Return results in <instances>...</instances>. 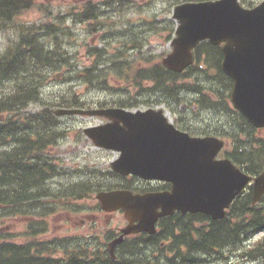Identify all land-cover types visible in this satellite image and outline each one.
<instances>
[{"label": "trees", "instance_id": "obj_1", "mask_svg": "<svg viewBox=\"0 0 264 264\" xmlns=\"http://www.w3.org/2000/svg\"><path fill=\"white\" fill-rule=\"evenodd\" d=\"M180 1L187 0H178ZM32 5L33 0H0V21L5 25ZM80 17L94 18L93 6L90 3L84 7ZM149 23L153 24L154 20ZM42 29L47 35L53 36L55 44L52 49L44 51L32 37L33 28H29L26 33L22 30L19 43L9 47L7 53L0 57V220L31 221L38 217L43 221L46 218L48 208H44L40 213L36 210L40 208L38 205L42 202L41 197L49 195L47 179L55 174L58 167L51 159L49 163L42 151L49 146L51 149L65 134L55 126L58 125V119L52 114L51 105L93 107L94 103L90 98L83 97L76 89L53 96L50 98V109L45 107L27 119L25 109L31 100L39 96L45 78L60 69L65 61L67 64L59 42L60 28L46 25V28ZM194 54L196 59L194 66L204 71L205 85L221 90L219 94L221 106L226 109L225 88L228 85L231 87L232 81L220 68L222 58L220 47L206 41L196 47ZM107 60L109 65L99 68L95 63L90 68L75 72L76 77L81 78L89 88H93L94 82H101L102 77V84L107 85L111 71H117V79L125 77L119 60L115 57H108ZM178 77V74L165 69L160 60L152 56L146 64L134 69L132 80L133 84L139 86L138 93H141L144 81H150L153 88L171 90ZM211 78L216 80L214 85L210 84ZM204 87L200 84L196 88ZM127 96V100L118 98L112 103L118 102L115 105L132 107L150 102L147 95L142 99L131 96V93ZM98 105L105 106L106 102H98ZM237 115L238 127L216 135L230 141L229 149L224 150L226 156L245 171H258L264 163V136L258 137L257 129L238 112ZM85 178L90 179V176L81 178L82 182L62 186V191L53 197L68 201L81 196L87 190L92 193L100 189L126 187L121 183L103 186L100 181L90 182ZM63 205L59 207H65ZM60 208L50 207V215ZM70 210L75 212L73 208ZM195 223L198 224L197 228L194 227ZM159 226L158 233L135 236L128 244H122L120 248L122 254L117 260L110 259L108 253L89 252L86 248L79 247L80 245L74 250L67 247L66 253L62 256L54 255L56 245L51 244L55 241L50 243L38 238L46 229H30L20 235L22 243L16 242L19 237L17 232H0V264H196L204 254H220L225 245H231L263 231L264 196L259 203L253 205L251 191L244 193L231 204L227 215L218 220L211 219L203 213L189 214L185 220L180 214H175L163 218ZM192 235L196 237L193 238ZM162 237L169 239L167 249L170 254L162 256L149 254L147 249L157 247ZM181 243L187 246L184 253L180 252ZM125 250L134 253H125ZM246 254L251 259L264 257V236L253 246L248 247Z\"/></svg>", "mask_w": 264, "mask_h": 264}, {"label": "water", "instance_id": "obj_2", "mask_svg": "<svg viewBox=\"0 0 264 264\" xmlns=\"http://www.w3.org/2000/svg\"><path fill=\"white\" fill-rule=\"evenodd\" d=\"M179 23L175 50L163 62L176 70L192 62L191 49L199 39L210 38L222 46V69L234 78L231 99L234 107L255 127H264V1L244 8L238 0H214L176 6ZM181 66V68L183 67ZM57 116L105 117L110 122L85 128L101 147L120 150L114 170L146 179L170 182V190L133 193L129 189L99 191L96 195L106 211L122 209L128 224L110 245L125 234L155 232L159 217L175 210L202 212L217 220L250 181V176L228 158L215 160L224 141L214 136L191 137L177 131L162 111L122 108H56ZM252 203L264 193V167L252 183ZM160 208V210H159Z\"/></svg>", "mask_w": 264, "mask_h": 264}, {"label": "rangeland", "instance_id": "obj_3", "mask_svg": "<svg viewBox=\"0 0 264 264\" xmlns=\"http://www.w3.org/2000/svg\"><path fill=\"white\" fill-rule=\"evenodd\" d=\"M87 1L94 6L95 11L99 14L101 25L95 21H78L71 14L77 12ZM170 1L172 0H129L130 3H122L119 0H40V5H37L35 9L22 14L17 20L18 24L45 28L43 26L49 23L51 28H63L61 45L69 53L64 59L73 63L72 66L64 65L62 70L53 72L51 76L49 75L42 86L43 97L41 103L46 104V101L53 96L60 93H69L76 89L85 97L108 102L127 96L132 88L131 85H127L122 81L126 80L125 77L121 78L120 81L116 77V72L111 71L112 73L107 83L109 86L102 84L101 81L94 82L93 88H89L85 83L81 82V78L76 77V73L73 70L74 66L77 70H81L86 66L94 65L97 59V54L92 51L94 47L99 50L105 48L109 54L120 52L126 56L135 57L148 56L147 50L149 48L153 49L155 53L170 49V44L164 41L167 31L161 29V26L166 23V19H170L171 16L173 7L169 15L167 8ZM242 1L254 3L259 0ZM168 16L169 18H167ZM152 17L155 18V23L143 22L151 20ZM91 27L93 28L92 30H90ZM12 34V31H0V49L8 44L9 38H17V35ZM38 38L48 48L50 43L55 44L50 35H39ZM134 41L138 43L136 46ZM97 66L100 68V63ZM58 72H60V75L56 77ZM204 76L205 73L203 71L192 75L193 78H202ZM214 82L211 79V83L214 84ZM37 109L34 105L29 108L30 111H36ZM201 115L205 118L213 117V114L209 112H202ZM189 118H195L193 112L189 113ZM58 120L61 123L59 128L63 130L65 136L59 141L55 152L57 162L61 165L63 171L49 179L52 188H56V185L60 183L74 181L82 176L84 172H91L92 176H98L90 177V179L85 178L90 182L100 181L105 185L124 182L115 177L107 168L113 159V153L103 152L96 148L81 133V128L96 123L94 119L65 116L58 117ZM215 120L216 116L212 121ZM222 121L224 125L228 126L231 118L226 115ZM191 123L193 124V122ZM215 127H217V124H215ZM49 158H46L47 161L50 160ZM124 184L134 189L159 186L156 181L147 183L138 177L133 178L130 176L127 177V182H124ZM94 194L85 201L78 199L76 203L81 204L84 208L83 211H87L86 214L96 217L95 222L100 227L111 229L122 227L125 224L123 213L115 211L110 215L105 214L101 209L96 208L97 201ZM58 216L56 215L55 219H50V238L55 236L64 238L70 234L78 236L80 233H87L92 225L90 223L92 221L89 220L83 226H73L74 223L79 222L80 215L69 216L64 214L60 217ZM107 218H109L108 221ZM24 224L21 221L4 219L0 222V231L23 232L24 228L22 225ZM58 247L65 250L66 241H58ZM201 260L200 264H214V262L216 264H231L230 261L239 262L240 264H264L262 260L250 261L247 258L243 260L239 256H230L228 259L213 261L211 254H204Z\"/></svg>", "mask_w": 264, "mask_h": 264}, {"label": "flooded vegetation", "instance_id": "obj_4", "mask_svg": "<svg viewBox=\"0 0 264 264\" xmlns=\"http://www.w3.org/2000/svg\"><path fill=\"white\" fill-rule=\"evenodd\" d=\"M211 113V112H210ZM213 118L212 117H210L209 116V119H207V118H205V117H202L201 116V122H204V121H206V120H212ZM188 121H191V122H198L199 121V119H197V118H194V119H188ZM222 157H224V156H218V158H222ZM246 164V162L244 163V165ZM239 165V164H238ZM166 185L161 189V190H165V189H169L170 188V184H167V183H165ZM152 190H157V189H152ZM180 213V212H179ZM180 215H181V218L183 219V220H185V219H187L188 218V215H189V213H185V214H182V213H180ZM157 225H158V223H157ZM113 233H114V235L113 236H111V237H109L108 239H107V241L108 240H110L112 237H114L116 234H119L120 233V228L118 229H112L111 230ZM136 235H138V234H136ZM132 236H135V235H130V236H127V237H125V239L126 238H130V237H132ZM194 238H195V235H194ZM124 239V240H125ZM124 242V241H123ZM166 242H167V238L165 237V238H163L160 242H159V245H160V247L161 248H164L165 246H166ZM70 246H72V247H75L76 246V243H74V242H71L70 243ZM179 247H180V252L181 253H184L186 250H187V246H186V244L185 243H181L180 245H179ZM116 252H117V256H119V248H116ZM125 253H134L133 251H130V250H125L124 251ZM148 252L149 253H151L153 256H161V254H163V253H167L166 251H159V248H155V249H150V250H148ZM168 253H169V251H168Z\"/></svg>", "mask_w": 264, "mask_h": 264}, {"label": "bare ground", "instance_id": "obj_5", "mask_svg": "<svg viewBox=\"0 0 264 264\" xmlns=\"http://www.w3.org/2000/svg\"><path fill=\"white\" fill-rule=\"evenodd\" d=\"M16 144V143H15ZM229 243V242H228ZM202 262V260H200L198 263H196V264H200Z\"/></svg>", "mask_w": 264, "mask_h": 264}]
</instances>
